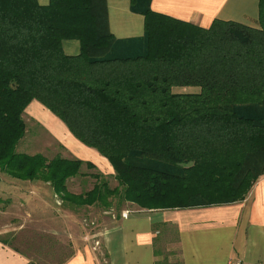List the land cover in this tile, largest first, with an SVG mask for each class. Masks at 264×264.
<instances>
[{
  "label": "trees",
  "instance_id": "1",
  "mask_svg": "<svg viewBox=\"0 0 264 264\" xmlns=\"http://www.w3.org/2000/svg\"><path fill=\"white\" fill-rule=\"evenodd\" d=\"M151 1L130 0L144 35L121 41L109 30L106 0H0L1 173L48 183L74 212L245 199L264 177V0L256 27L214 19L207 28L154 12ZM66 40L79 43L78 54L64 53ZM32 102L112 173L16 151ZM78 176L95 182L73 194L67 184Z\"/></svg>",
  "mask_w": 264,
  "mask_h": 264
},
{
  "label": "crops",
  "instance_id": "2",
  "mask_svg": "<svg viewBox=\"0 0 264 264\" xmlns=\"http://www.w3.org/2000/svg\"><path fill=\"white\" fill-rule=\"evenodd\" d=\"M37 1L41 5L49 2ZM258 4L259 0H152L151 9L203 28L214 19L256 27ZM106 5L109 30L116 39L133 41L143 37L144 19L131 12L130 0H106ZM62 47L67 55L79 52L75 40L64 41ZM29 107L41 108L55 119L58 135L63 134L62 130L72 140L61 137L77 150L80 159L93 163L103 175L112 173L105 158L75 141L47 109L37 102ZM5 182L4 191L11 196L0 209V220L9 214L14 218L0 225V264H35L37 256L31 250L34 231L47 237L48 242L59 239L58 246H46L47 242L42 249L48 253L45 260L60 264H227L230 259L246 264L264 262V177L240 202L153 211L127 207L116 216L106 217L95 231L73 224L74 211L61 210L48 183L11 177ZM66 245L70 249L64 248Z\"/></svg>",
  "mask_w": 264,
  "mask_h": 264
},
{
  "label": "rangeland",
  "instance_id": "3",
  "mask_svg": "<svg viewBox=\"0 0 264 264\" xmlns=\"http://www.w3.org/2000/svg\"><path fill=\"white\" fill-rule=\"evenodd\" d=\"M181 91V90H180ZM197 89H188L187 93H191V92H196ZM181 92H185L186 91H181ZM40 108V107H38ZM48 112H46L45 110H42L41 108L39 110L37 109H31V107L27 108L24 112L23 115V120L26 124V133H25V137L24 139L21 141L23 142L22 145H18L16 148V151H18L19 153H25V154H41L43 156H45L48 159H52L54 157H61V158H65V159H80L79 156L77 155V150L74 149L72 146L69 145V143H66L65 140H63L61 137L63 136L64 138L66 137L67 140H69L70 142L72 141L71 139L68 138V136L61 130V132L63 133L61 136L58 135L57 130H55L54 127H56L55 125H57V123L55 122V119L53 117H51L49 114H47ZM57 128V127H56ZM60 131V130H58ZM72 143V142H71ZM75 145V143H74ZM82 160V159H80ZM84 161V160H82ZM88 162V161H85ZM93 164V163H92ZM94 165V164H93ZM95 166V165H94ZM96 167V166H95ZM96 170H87L85 168V166H82L81 172L84 174H91V173H96V172H100L102 173L97 167ZM3 173L0 172V178L2 177V181L0 180V209L2 207L5 208V203L8 202L9 196L11 195H7V191H4V188H6V182H8V180H10V177H3L6 176L3 175L1 176ZM106 176V175H105ZM6 179V180H5ZM5 180V181H4ZM12 180V178H11ZM14 181V180H13ZM107 181L110 185V187H114L115 183L114 181H112L111 178H107ZM5 182V183H4ZM94 180L89 178L88 176H83V177H76L73 179H70L68 185V190L69 192L73 193V194H80L83 193L85 191H88L89 189L92 188V185L94 184ZM19 188V187H18ZM1 190L3 191V195H1ZM10 200V199H9ZM60 205H61V210L63 211H69L72 212V209L68 208V207H64L62 202L58 199ZM110 213L105 214L101 209L97 208V207H90V208H78L76 212H74L75 218H73V224L77 227H85L86 229H92L93 231L97 230V228L99 229L102 222L104 223L106 220V217H109L110 215H117V213L115 212L114 209H111L109 211ZM18 215H22V214H18ZM115 215V216H116ZM13 216H16L17 218V214H13ZM12 215L9 214L8 217L6 216L5 219H3L2 221L0 220V225L2 223H8V219L11 220ZM14 218V217H12ZM92 222H95V227H93ZM15 224V223H14ZM4 225V224H2ZM1 225V226H2ZM94 229H93V228ZM27 231H24L22 233H25ZM41 234V233H40ZM43 235V234H41ZM23 238V237H21ZM29 238V237H28ZM20 237L17 238V240L19 241ZM29 240V239H28ZM31 250L33 251V254L35 255V257H44V259H38L36 257V263L35 264H60L61 261H50V260H45V257H47L48 253L42 249L43 246H45V244L48 242V238H42L39 236V234L37 233V231H34V236L31 237ZM59 241V239H54V242H48L46 244V246L50 243L53 247H55L56 245L58 246L57 242ZM22 243L18 242L17 245L21 246ZM66 249H70L69 245H66V247H64Z\"/></svg>",
  "mask_w": 264,
  "mask_h": 264
},
{
  "label": "built area",
  "instance_id": "4",
  "mask_svg": "<svg viewBox=\"0 0 264 264\" xmlns=\"http://www.w3.org/2000/svg\"><path fill=\"white\" fill-rule=\"evenodd\" d=\"M126 215H127V211H125L124 213H122V217L125 218ZM96 244H98V243H96ZM227 264H246V263H244L240 259H230ZM258 264H264V262H261V263H258Z\"/></svg>",
  "mask_w": 264,
  "mask_h": 264
}]
</instances>
